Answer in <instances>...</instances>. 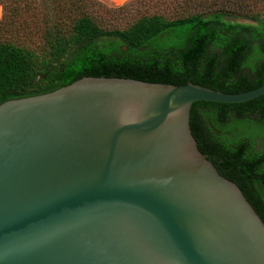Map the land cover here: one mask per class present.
Returning a JSON list of instances; mask_svg holds the SVG:
<instances>
[{"label": "water", "instance_id": "obj_1", "mask_svg": "<svg viewBox=\"0 0 264 264\" xmlns=\"http://www.w3.org/2000/svg\"><path fill=\"white\" fill-rule=\"evenodd\" d=\"M264 95L84 77L0 105V264H264V222L192 136Z\"/></svg>", "mask_w": 264, "mask_h": 264}, {"label": "trees", "instance_id": "obj_2", "mask_svg": "<svg viewBox=\"0 0 264 264\" xmlns=\"http://www.w3.org/2000/svg\"><path fill=\"white\" fill-rule=\"evenodd\" d=\"M0 105L84 77L196 85L240 94L264 85V0H0ZM192 136L264 222V95L196 102Z\"/></svg>", "mask_w": 264, "mask_h": 264}, {"label": "rangeland", "instance_id": "obj_3", "mask_svg": "<svg viewBox=\"0 0 264 264\" xmlns=\"http://www.w3.org/2000/svg\"><path fill=\"white\" fill-rule=\"evenodd\" d=\"M98 1H100L101 3H103L107 6H118V4L115 2V0H98ZM119 5H121V4H119ZM1 18H2V9H1L0 19ZM256 149L257 150H264V140L257 141Z\"/></svg>", "mask_w": 264, "mask_h": 264}, {"label": "bare ground", "instance_id": "obj_4", "mask_svg": "<svg viewBox=\"0 0 264 264\" xmlns=\"http://www.w3.org/2000/svg\"><path fill=\"white\" fill-rule=\"evenodd\" d=\"M127 0H115V2L119 5L122 4L124 2H126ZM0 15H1V7H0Z\"/></svg>", "mask_w": 264, "mask_h": 264}]
</instances>
